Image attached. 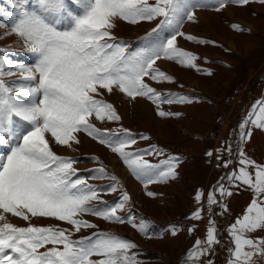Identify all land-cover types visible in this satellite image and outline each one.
<instances>
[{
  "label": "snow or ice",
  "instance_id": "6c2138e0",
  "mask_svg": "<svg viewBox=\"0 0 264 264\" xmlns=\"http://www.w3.org/2000/svg\"><path fill=\"white\" fill-rule=\"evenodd\" d=\"M226 2L219 0L214 10L219 11ZM233 2L244 5L249 0ZM259 2L264 3V0ZM26 5L27 0H23L12 32L23 39L27 50L36 55L37 62L34 66H25L0 60V146L9 144L10 147L9 154L0 158V221L4 222L0 224V264H139L136 257L129 254L136 245L115 235L94 233L73 240V232L68 229L31 224L16 227L6 221L5 214L26 221L31 217L52 218L71 225L75 232L96 227L77 217L95 215L112 223L128 222L147 235L146 221L137 223L117 215L130 199L127 193L115 205L88 207L90 202L99 199V191L87 185L85 179L72 178L76 175L74 161L55 154L50 140L71 147L80 143L77 133L87 134L117 153L145 188L150 183L174 179L175 163L157 174V166L150 164L144 153L125 151L136 143L134 138L126 134L123 139L112 140L89 118L95 116L101 122L120 119L111 104L97 99L100 89L111 93L115 88L133 100L145 97L157 106L192 102L184 96L162 97L144 78L172 82L155 67L162 58L196 67L197 57L177 48L176 36L184 35L178 28L185 17L194 20L197 5L191 0H155L154 3L149 0H36L32 10ZM157 18L162 19L153 33L167 28L174 29V33L149 40L138 51L130 52L125 44L115 42L112 29L116 20L138 24ZM65 23L67 27L61 30L59 25ZM233 27L240 30L238 26ZM4 75H20L23 81L8 86L3 82ZM14 92L21 95H13ZM158 115L170 114L160 111ZM18 122H25L29 127L23 128ZM251 122L264 128V106L259 107V115ZM175 159L170 158V161ZM240 163L244 167L229 179L251 188L256 199L229 229L234 244L229 264H253V257L264 255V241L256 242L246 234L264 227V167H257L253 177L247 171L253 166L251 161L242 159ZM99 173L93 178L117 181L115 176L107 177L103 168ZM118 183L111 186L110 191H116ZM219 191L222 196L232 194L223 186ZM196 198L199 201L201 196ZM216 202L214 196L209 197L210 204ZM193 218L199 219L200 212L194 213ZM172 234L175 235L174 229ZM205 243L206 247L201 249V242L197 241L196 249L189 253V260H198L219 243L214 222L207 230ZM42 248L46 250L40 251Z\"/></svg>",
  "mask_w": 264,
  "mask_h": 264
},
{
  "label": "rangeland",
  "instance_id": "374dc122",
  "mask_svg": "<svg viewBox=\"0 0 264 264\" xmlns=\"http://www.w3.org/2000/svg\"><path fill=\"white\" fill-rule=\"evenodd\" d=\"M149 2L154 3L155 0ZM191 2L197 5L195 18L190 21L185 17L182 20L178 31L184 35L176 36V47L197 57L194 61L196 67L162 58L155 67L170 77L172 82H156L149 77L144 80L162 97L184 96L192 102L160 103L157 106L145 97L138 96L133 100L115 88L111 93L100 89L101 95L97 99L111 104L120 119L107 124L108 121L101 122L95 116L89 118L101 132H104L103 127H108V131L111 130L109 128L121 130V134L123 130L135 136L139 134L138 141L145 142L131 145L126 151L133 152L142 147L152 154H145L149 163L166 160L165 164L155 163L157 174L167 171L170 164L175 163L174 179L150 183L145 188L136 177L131 178L130 171L114 152L96 140L76 134L80 143H74L71 147L59 146L50 140L54 144V147H50L60 155H72L88 167L103 163L118 175L130 199L117 215L126 220L134 219L137 223L146 221L147 235L138 232L128 222L112 223L95 215H86L82 219L96 226L82 228L87 231L75 232L65 222L35 217L34 223L38 227L44 226L45 222L49 227L68 229L73 232V240L94 233L115 235L136 245L129 254L134 255L139 264H229L234 250L229 229L246 214L256 199L251 188L229 178L233 174L238 175L244 167L240 163L242 159L251 161L253 166L247 171L253 177L257 167H264V128L251 122L259 115V107L264 106V3L249 0V3L240 5L227 0L225 6L216 11L214 9L219 5V0ZM9 3L16 5L15 0H9ZM200 4L207 6L201 7ZM2 12L10 18L6 10ZM160 19L138 24L116 20L112 29L115 42L125 44L137 41L129 51H138L145 45L143 38L151 36L158 40L160 36L174 33L172 28L153 33L151 30L157 28ZM233 26H238L240 30H235ZM59 27L64 29L63 25ZM12 28L0 22V60L10 62L3 58L8 48H26L25 44L20 43H24L23 39L13 33ZM187 36L194 39H186ZM12 54L17 59L16 54ZM24 65L32 66L31 63ZM15 76L4 75L3 82L12 86L10 83L13 79L10 78ZM22 81L21 76L17 82ZM160 111L170 115L161 117L158 115ZM246 121L248 123L245 124ZM242 124H245L243 129L240 127ZM104 133L114 137L107 131ZM145 136L147 140L142 138ZM170 158L176 159L169 164L167 159ZM221 186L232 194L222 196L219 191ZM148 192L154 195L149 196ZM99 195L110 197L103 191H99ZM197 195L201 196L199 201ZM210 196H214L217 202L210 204ZM115 204L92 206L90 202L87 206L104 208ZM131 205L133 209L127 210ZM197 211L200 218L194 219ZM5 215L8 223H15L21 228L28 226L25 221L16 222L14 218L18 217ZM212 222L219 243L198 260H189V253L196 249L197 241L201 242V249L206 247L207 230ZM173 229L175 235L172 234ZM246 235L256 242L264 241V227ZM253 264H264V255L253 257Z\"/></svg>",
  "mask_w": 264,
  "mask_h": 264
},
{
  "label": "bare ground",
  "instance_id": "6f19581e",
  "mask_svg": "<svg viewBox=\"0 0 264 264\" xmlns=\"http://www.w3.org/2000/svg\"><path fill=\"white\" fill-rule=\"evenodd\" d=\"M13 95H17V94H14V93H13ZM50 143H51V142H50ZM50 145H52V146L54 147V144H53V143H51ZM3 146H4V145H3ZM3 146H0V157H1V156L6 157V155H3V154L1 153V149H2ZM8 154H9V153H8ZM8 154H7V155H8Z\"/></svg>",
  "mask_w": 264,
  "mask_h": 264
}]
</instances>
